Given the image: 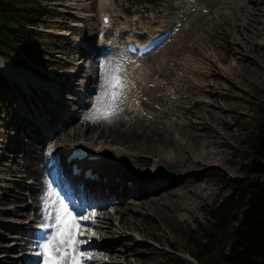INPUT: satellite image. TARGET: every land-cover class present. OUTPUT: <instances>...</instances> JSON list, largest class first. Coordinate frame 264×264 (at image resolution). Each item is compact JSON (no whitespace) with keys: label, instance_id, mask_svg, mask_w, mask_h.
Here are the masks:
<instances>
[{"label":"rangeland","instance_id":"rangeland-1","mask_svg":"<svg viewBox=\"0 0 264 264\" xmlns=\"http://www.w3.org/2000/svg\"><path fill=\"white\" fill-rule=\"evenodd\" d=\"M66 2L68 1L42 0L39 7L36 3L30 2L36 12L40 10L32 25L33 35L35 34L32 38L36 43L38 41L45 46L42 47L46 49L47 56L46 61L42 63L43 67L39 69L45 75L44 78L31 70L27 69V71L31 76L42 79L46 85L52 83V92L56 87L54 81L57 78L71 81V87L61 90V100L58 101L62 103L61 106L57 105L67 117L65 127L68 129L80 123L75 111L80 112L82 108L79 107L77 100L79 97L84 101L86 97L85 93H82L84 86L78 84L82 82L83 77L70 75V71L75 70V67H72L65 58L75 60L72 56L73 51L69 48L79 40L80 36L77 33L79 30L76 27L79 26L81 32L84 27L95 32L91 20L86 18L93 16L98 20V17L91 11L96 0H93L90 10H82L81 15L84 18L77 20L72 14L77 13L73 12L75 8L66 5L62 8L71 12H63L64 17H62V11L58 9ZM127 2L131 3L132 0ZM136 2L137 10L135 11L133 7L129 13L137 12V16L142 18L140 22L143 30H157L169 21H175L177 29L167 44L143 62L147 67V73L139 74L141 79L136 92L142 100L139 108L132 114L121 113L123 123L116 129H111L109 126H104L103 129H106L104 130L108 136L106 141L110 145L123 149L125 145H130L132 150L126 148L127 152L145 148L151 151L153 149V152L161 151L168 160L158 168L159 173L161 168L166 167L169 173L176 171L179 175L185 172L188 176H201L197 181V184L202 186L201 194H205L208 190L203 200L182 186L184 178L174 185L173 190L167 191L168 199L167 196L162 195L147 201V205H144L152 214L153 222L146 216L149 213L144 212L145 208L142 207L139 209L142 211L140 215L138 209L129 211L139 219L134 226L128 222V228L123 229L124 231L134 229L139 238L151 245L154 252L151 255L147 253L149 248L142 244L132 246V250L136 248L134 253L142 252L148 255L149 264H176L177 255L192 259L187 255L191 248L187 237L193 235L199 238V228L195 227L199 225V221L205 223L207 218L205 209H208L213 202L221 200L230 191L222 186L221 177L240 176L244 172V164L252 159L248 149L255 139L260 117L263 114L261 106H264V0H159L154 6L137 0ZM83 4L90 6L89 0H84ZM85 11L91 14L86 15ZM124 19L126 20L122 14H119L118 21ZM62 25L71 29H63ZM89 41L92 44L94 38ZM61 52H67V57L61 56ZM73 55L78 58L75 62L79 63H82L81 60L86 57V55L83 57L81 52ZM87 61L85 58L83 61L85 64L81 67L83 71L92 72ZM210 70L215 71L217 76L202 74ZM142 79H145L144 83ZM212 81H214L213 91L203 94L198 85ZM91 83L93 82L88 84ZM8 92L0 88V145L11 142L12 136L17 134L18 126L7 125L8 122L13 119L15 123H22L18 120L22 117L21 114L15 117L11 111L13 109L10 99L6 97ZM92 93L94 94V91ZM29 96L32 99L34 96L38 97L36 91ZM58 96L59 94H56L57 98ZM206 98L213 101L211 107L204 102ZM147 99L149 101L146 104ZM93 103L88 101V106L92 107ZM196 120H202V124L205 123L206 126L199 129L193 123ZM82 121L86 122L83 117ZM83 129L84 126H79L76 131L85 133L86 131L82 132ZM95 133L94 131L93 134ZM60 135L64 134L53 135V144L63 145V141L67 142L72 138L71 131L68 135L65 134V137L59 138ZM110 136L114 138L111 139ZM80 138L93 141L87 137L80 136ZM1 151L13 158L21 157L16 155L18 154L16 148L12 150L4 147L0 149V155ZM208 154L212 156L211 160L215 161L205 162L209 159ZM9 156L4 160L5 165L0 164L1 190H5L4 178L11 176V167H15L18 163L9 160ZM23 163L24 161L17 166L24 169ZM19 174L21 176L19 183L29 177L22 172ZM11 187L12 184L8 183L6 190L9 192ZM170 192H180L182 196H173ZM0 196H3L1 192ZM6 201L12 200L9 198L3 200ZM160 201L170 203V206L160 207L158 203ZM180 204H185L186 208H179ZM2 206L0 204V208L3 209L10 207ZM115 215L111 216L113 225L120 222V218L114 217ZM12 218L11 214L5 213L1 222L11 227L19 225L18 220ZM15 232L0 225L1 235L9 236ZM134 238L132 235V239L128 240L129 243H133ZM13 240L19 239L6 237L1 240L0 245L7 250L8 247H12L11 245L16 246ZM114 245L120 246L119 242H115ZM171 247L177 251L170 252ZM16 251L19 249L7 250V253L15 254ZM0 253H3V256H0V261L3 262L8 255H4L5 252L1 249ZM115 259L125 261L121 253ZM134 263L141 264L136 261Z\"/></svg>","mask_w":264,"mask_h":264},{"label":"bare ground","instance_id":"bare-ground-1","mask_svg":"<svg viewBox=\"0 0 264 264\" xmlns=\"http://www.w3.org/2000/svg\"><path fill=\"white\" fill-rule=\"evenodd\" d=\"M68 2L62 4L61 8H59V11H62V17H64V13L66 12V8H62L63 6H72L75 8L76 12H80L83 13L82 10H84L87 7H91L93 2L91 0H89V5H84V0L83 2H80L81 0H67ZM102 1V0H101ZM100 1V6L101 8L99 9V12H103L105 9H107V6L104 5V2ZM61 2V1H60ZM78 9V10H76ZM88 14L90 15L91 13L88 12ZM77 16H79L81 18V15L76 14ZM87 20H91V24L93 25L95 32L94 31H89L90 29L86 27L83 28V32L80 31V27L77 26V33L78 36H80V38L84 39V40H91V39H95L97 38V34H96V29L97 27H100V23L97 19H95L93 16L89 17ZM120 27L121 29L123 28H127V25L120 23ZM116 28V27H115ZM75 29V28H74ZM87 30V31H86ZM143 30H141V32H137V36L138 35H143L145 32H142ZM128 37H130V35H128ZM121 40V39H120ZM119 40V42H120ZM66 44L67 41H66ZM90 44H83L82 46H79L78 44L71 46V48H69V50L73 51V54L78 53L79 51H81L82 53H87L90 50H87V46H89ZM95 46V45H94ZM164 45H162L160 48H158L156 51H159ZM96 47V46H95ZM153 54H155V52ZM67 52H61V55H64V57H67ZM72 54V56H74ZM152 54V55H153ZM118 56L116 58V64L112 63V69L113 68H120L124 70L127 69H131L133 70V68L139 66L142 62L143 59H126V55H124V53L122 51H119L115 57ZM74 58V57H73ZM109 58V56H105L103 58V62L107 61V59ZM75 59V58H74ZM78 59V58H77ZM105 59V60H104ZM69 64H72V66L76 67V65H73V61H71L70 59L66 60ZM99 61L97 60L96 63H98ZM103 62H101L100 64L102 65ZM91 68H96V66L94 65L93 62H89L87 63ZM0 66L3 70L7 71L8 73H11L12 76L16 77L17 79H22L20 80V82L23 84L22 86H24V90L21 92L20 96H18L16 94L17 97H15V99H13V101H17L16 105L19 107H21L22 109H20L19 111L21 112V110L23 112H21V119H27L29 125L26 126L25 130L21 131V130H17L18 132H26L25 134V142L29 143V141H38V142H42L46 135L48 133L52 134L54 131H56L58 129V132L60 134H65L68 135L71 131V136L73 137L72 142H82V140H78L79 136H83V137H87L89 139H93L94 141H96V143H92L91 141L88 142V144L86 143V145L84 144V147L90 152V154H97V155H102V157L100 159H98V161H88V163H102L106 160H109V158H106L105 155H109L112 154L114 155V158L112 160H115L116 158H120L122 160H125L128 162L129 165L133 164L135 165V167H137V171H135V169H133V171L131 172L132 179H140L139 177H142L143 175H151L150 176V181H152V185L151 186H146L148 187L147 190L146 188H142L140 190V193L137 194V192L135 190H132L128 185L123 184L121 189H118V184L113 181L114 183H116V186L111 184L109 185L108 188V193L106 194V198L103 200V202L101 203L102 205L106 204V203H114L116 205L114 206V209L117 212L116 215H118L117 217L120 218V222H118V224H115L113 226H111L110 221H104V222H100L101 219L99 218V220L95 223V225L93 226V230L96 231V233H99L100 231H103V229L106 230V232L110 233V232H115L116 234H114L113 236H111L113 239H108L109 236L103 240L102 244L100 245V249L99 250H95L96 253V258L94 260L97 261V264H135L134 261L136 262H140L141 264H149V260L147 259L148 255L144 254L142 252H136V248L134 250H132V246H137L138 244H142L145 247L149 248V252L153 254L154 252L151 249V245L146 242L145 240H140V239H136L134 238L133 243H129L128 240L132 239V236L130 233L125 232L123 229L128 228V222L131 223L132 226H134L135 222L139 219L134 215H131L129 213V211H133L135 209H138V214L140 215L142 213L141 210H139L140 208H145L144 205H147V201L150 200H154L156 198H158L159 196L162 195H169V193L167 191L173 190L175 187L174 185H176L177 183L181 182L183 180V184L182 186H184V188L191 192L194 196L199 197L201 200H203L206 196V194L208 193V190L205 194H201L200 190L202 188V186H199V184H197V181L201 178V176H188L185 175V172H183L182 174H178L176 171H173V173H171L170 175L165 176L164 178L157 175L158 172V168L164 164L165 161L168 160V158H166L163 154H161V151H154L153 149L152 151L145 148V149H141V150H137L134 153L131 152H127L125 149H131L132 147L130 145H125V149H120V148H112L110 146H108V142L106 141L107 139V134L103 129L104 126H109L111 129H116V127H118L121 123H123V120L120 118L121 116V112L124 113H128L129 112H134L135 111V107L130 103L129 98L125 96L123 102L121 103L120 107L122 108V111L119 113L118 117L114 119V122L111 124L105 123V122H100L97 124H91L88 121L83 122L82 119L80 118L81 116L83 117L86 113H88L92 107L91 106H87L85 108V110L82 111L81 115H79L80 119V123L78 125H76L74 128H68L65 127L63 124V118L61 116H59L56 112H52V116H54V118L52 119H45L44 116V112L47 113V110H52L53 107L51 106V103H54L53 101H51L52 98V94L53 96L55 95V92H58L59 90H62L66 87L69 86V82L67 81H54V85L56 86L54 91L52 92V94L49 92V88L48 85H45V82L42 81L41 79L35 77V76H31V74L24 69H16L13 67H9L7 60L4 57L0 58ZM147 67L144 66L143 73H147L146 71ZM96 74H93V72L91 71H83L82 67H78L76 70H71V75L72 76H77V75H82V77H85L84 79H86V82L89 81H95L94 84V89L98 90V92L93 95H89V91L91 90L88 86H85V93L89 95V102H94L96 96L98 95L100 88H101V84H102V71H95ZM125 75V74H124ZM128 73L125 75V78L129 84V87L126 89V92L130 89V86L134 84V80L127 78ZM207 76H213L216 77L217 74L214 72H208L206 73ZM61 82V83H60ZM86 84V83H85ZM32 85L34 87H36L37 92L39 94L40 97L33 98V100L29 97V94H31L33 92V88ZM136 85V83H135ZM199 86V85H198ZM210 87V88H208ZM214 88V81L212 82H207L205 84H202L200 86V90L203 94H206L207 92H212ZM44 89V90H43ZM26 93L27 96L24 97L23 94ZM60 94V93H58ZM14 98V97H12ZM24 99L29 98V103L28 102H24ZM128 98V99H127ZM127 100L129 101V103L127 102ZM205 102L208 106H212L213 105V101L211 99L206 98ZM31 105V106H30ZM220 106H218L219 108ZM47 109V110H46ZM35 112H37V116H35ZM122 117V116H121ZM20 120V119H19ZM21 121V120H20ZM57 122L56 126H55V130H53L52 132H50L51 128L55 125V123ZM202 120L199 121V129H202V127L206 126V124H202ZM12 125H15L14 123H10ZM101 125V126H100ZM197 126V124H195ZM202 125V126H201ZM79 126H84V129L82 130V132L85 133H79L76 131L77 127ZM95 129H94V127ZM96 132L95 134H93V132ZM111 139H113V136H110ZM106 142L108 145H106ZM37 143V142H36ZM30 146H33V143H29ZM154 146V145H153ZM94 151L93 153L91 152V149ZM0 149H3L0 147ZM61 148H58V151H60ZM32 150V149H29ZM157 150V149H156ZM213 152V151H212ZM213 155V154H212ZM28 156H29V152H28ZM209 159L205 160V162L209 163L211 161H215V160H211L212 156L210 154H208ZM157 158V159H155ZM39 160L40 157H27L24 159V169H20L17 164L15 167H11V176H10V180H8L5 184L6 187L8 185V183L12 184V188L13 190H10V193L6 194L5 190L0 191L1 194L3 196H0V204H2L4 207L5 206H10L7 209H10L11 207H13V210H16L15 206H12V203L18 202L20 201L23 196L22 195H18L16 194L17 191L22 188V184L19 183V179H13L14 176H18L19 178L21 177L19 172H22V174H27L30 177H33L35 180L39 179L40 176L44 175V167L40 166L39 164ZM150 160H152V162L154 160H156L155 162H153L152 164L150 163ZM87 162L85 160H82L81 163ZM116 164V163H115ZM113 165V167L111 169H109L108 171L105 172V175L111 180L114 179V175H115V170L114 168L117 167V165ZM213 164V163H211ZM151 165V166H150ZM156 167L153 171L151 169V167ZM175 170V169H173ZM179 176V178H178ZM127 176H124L123 180L126 179ZM28 178V177H27ZM182 178V179H181ZM109 179H107L109 181ZM140 186V185H138ZM196 186H199V188H195ZM97 187H94L93 189H96ZM35 190L30 188V194H29V198L32 200H37V196L35 194ZM115 193V195L112 197L109 194ZM173 196H182V194H180V192H170V195ZM129 195L133 196V198L131 199H126ZM156 196V197H155ZM111 197V198H110ZM6 198L11 199L12 201L9 202H3V200H5ZM168 199V196H167ZM121 200H124V204L121 203ZM167 202V200H166ZM165 201H160L158 202L160 207H166L170 206V203H166ZM40 203L42 204V198L40 199ZM134 206V207H133ZM179 208H186L185 204H180L178 206ZM101 209H104V207L102 206ZM100 209V213H102L104 215L105 212H103V210ZM175 209V208H174ZM6 211V209L0 208V225L4 226V224L1 222V219L4 217V212ZM35 211H37V208L35 209ZM136 211V210H135ZM144 212L149 213L148 218L150 219L151 222H153V217L152 214H150V212L148 211V208L146 207ZM100 216V215H99ZM140 217V216H139ZM122 221V222H121ZM102 229V230H101ZM5 238L4 235L0 234V242L1 240ZM120 240V247L119 246H114V243ZM130 244V246H129ZM0 249L5 252L4 254H7V250L2 248V245H0ZM134 251V252H133ZM121 253L122 256L124 255V259L120 260V259H115L116 256ZM8 255V254H7ZM14 256V254L12 255ZM17 256V255H15ZM130 256H132L133 258H131ZM24 257H19V259L23 260ZM17 258V260L15 259H10L8 257H6L5 260H3V262H0V264H26L24 261H21L20 263L18 262L19 260ZM29 260V259H28ZM35 261L31 260L30 264H34ZM91 263V262H88Z\"/></svg>","mask_w":264,"mask_h":264},{"label":"trees","instance_id":"trees-1","mask_svg":"<svg viewBox=\"0 0 264 264\" xmlns=\"http://www.w3.org/2000/svg\"><path fill=\"white\" fill-rule=\"evenodd\" d=\"M30 2L0 0V55L15 64L27 59L42 63L41 43L33 40L37 14ZM255 139L248 149L252 159L240 176H222L230 191L207 210L205 223L199 221V238L187 237L189 253L198 264H264V106ZM176 264H190L182 257Z\"/></svg>","mask_w":264,"mask_h":264},{"label":"snow or ice","instance_id":"snow-or-ice-1","mask_svg":"<svg viewBox=\"0 0 264 264\" xmlns=\"http://www.w3.org/2000/svg\"><path fill=\"white\" fill-rule=\"evenodd\" d=\"M129 84L123 70L102 68V84L92 109L83 116L91 124L105 122L111 124L122 111L120 107ZM43 220L40 229H51L38 244L36 255L40 264H87L94 256L85 255L81 250V237L86 235L85 221L95 223V213H77L71 203L55 186L46 183L42 197ZM90 239V237H88ZM87 243V239L83 241Z\"/></svg>","mask_w":264,"mask_h":264},{"label":"water","instance_id":"water-1","mask_svg":"<svg viewBox=\"0 0 264 264\" xmlns=\"http://www.w3.org/2000/svg\"><path fill=\"white\" fill-rule=\"evenodd\" d=\"M164 171H166V170H164Z\"/></svg>","mask_w":264,"mask_h":264}]
</instances>
